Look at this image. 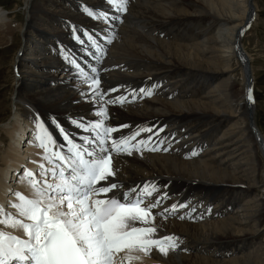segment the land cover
Masks as SVG:
<instances>
[{"label":"bare ground","instance_id":"obj_1","mask_svg":"<svg viewBox=\"0 0 264 264\" xmlns=\"http://www.w3.org/2000/svg\"><path fill=\"white\" fill-rule=\"evenodd\" d=\"M95 1L101 0H26L21 25L23 46H29L25 52L30 53L24 52L16 63L12 92L18 111L10 120L6 147L0 154V217L2 211L10 210L11 201L17 203L18 189L32 190L25 182L16 186L6 181L37 150L18 146L19 135L32 125L30 121L36 122L38 115L56 129L53 118L70 127V119L95 117L93 103L84 102L81 95L90 82H80L69 68L64 69L57 54L59 44L67 41L65 23L88 26L80 6L94 10L98 6ZM128 3L123 22L102 25L103 32L111 34L112 43L104 63L106 70L99 74L100 88L117 80L139 83L159 79L163 84L150 100L105 105L113 127L132 126L116 132L115 137L147 129L149 123L158 121L185 131H177L183 135L174 142L177 151L173 154L115 156L113 166L118 171L110 181L125 185L154 181L171 197L166 202L179 204L190 199L203 218L193 223L153 214V222L161 229L156 235H174L180 246L169 249L166 255L156 248L137 251L141 258L138 264H264V242L259 239L264 222V172L260 167V162L264 164V134L254 120L253 98L257 99L249 79L253 75L250 62L247 52L239 47L254 21V0ZM3 11L0 7V44H5L15 29ZM236 70L242 76L239 87L232 76ZM58 71L60 77L55 76ZM99 109L97 103L95 111ZM203 146L201 154L186 156V152ZM9 220L0 224V232L14 235L7 230Z\"/></svg>","mask_w":264,"mask_h":264},{"label":"snow or ice","instance_id":"obj_2","mask_svg":"<svg viewBox=\"0 0 264 264\" xmlns=\"http://www.w3.org/2000/svg\"><path fill=\"white\" fill-rule=\"evenodd\" d=\"M106 2L115 4L118 13L125 11L123 2ZM84 12L90 18L103 20L109 25L120 20L119 15L110 16L103 11L94 13L89 7H85ZM80 31L92 49H85L90 59L82 57L78 63L66 52L65 59L77 76L83 74L90 81L87 92L81 95L85 98L84 102L93 103L94 114L102 119L98 122L86 117L70 119V123L80 130L73 138L53 118L52 123L63 141L60 143L37 115V138L45 150V158L52 166L44 168L41 165L44 168L41 173L43 179L39 180L33 172L25 170L24 176L31 178L35 197L28 198L16 193L19 202L13 207L19 210L21 219L11 214L5 219H13L15 224L21 226L26 238L0 232V264H114L115 254L125 249L151 250L155 247L166 255L169 249L174 250L179 246L178 238L174 235L153 238L161 229L153 222L152 210L160 208L167 198V194L163 193L152 199L160 191L154 181H145L127 190H123L124 186L120 183L110 182L118 171L114 170V156L132 155L133 151L147 149L152 136L139 140L137 137L142 132H152V129H139L127 136L113 137V133L129 126H106L108 113L105 105L123 104L127 97L106 99L118 89L103 91L98 69L90 63V60L104 54L101 41L106 40L111 44L112 38L107 33L97 37L94 33L73 26L74 39L81 45L86 41L77 34ZM61 51L64 52L63 49ZM82 64L90 68L92 76H88ZM139 91L151 94L144 88ZM248 98L251 99L250 94ZM97 103L100 104L98 112L95 111ZM159 131L162 129L152 135L158 136ZM149 150H158V147ZM109 193L112 195L109 196ZM101 195L103 198H99ZM180 207L184 206L173 204L156 215L175 213Z\"/></svg>","mask_w":264,"mask_h":264},{"label":"rangeland","instance_id":"obj_3","mask_svg":"<svg viewBox=\"0 0 264 264\" xmlns=\"http://www.w3.org/2000/svg\"><path fill=\"white\" fill-rule=\"evenodd\" d=\"M36 1L40 2L42 0ZM254 3V21L244 33L242 38V45H240L239 47L243 50L244 53L247 52V59L250 62V71L251 73H253V75L255 74L254 78L252 74H250L249 78L254 84L253 95L257 99V101L255 102L253 98V102L255 105L254 120L260 131L264 134V0H254ZM25 6L26 0H0V7L3 8V13L5 14V16H8V18L5 20L9 22L11 21L12 24L15 25L13 35L7 36L5 44H0V142H2L0 143V154L3 152V148L6 147V130H8L10 127V120L14 118L18 111L16 110V107L14 105V91L12 92V90H14L15 79L17 77L16 63L18 61V57H22L24 52L29 47L23 46L24 39L22 34L24 31V26L22 27L21 22H23V19L26 17ZM47 22H50V20H47ZM69 22L70 24L72 23V21ZM74 23L77 24V22ZM68 24L69 23H65V25ZM103 24L106 23L103 22L102 24H100V26H102ZM36 38L38 37L36 36ZM45 47L49 48V46ZM25 53H30V51H27ZM239 71L236 70L232 74V76L235 75L236 77L235 80L238 84V87L242 79ZM57 75L60 77V71L55 73L56 77H58ZM68 80H71L70 75H68ZM21 107L23 109L25 108L23 105H21ZM23 120L25 121L24 123H26L25 117ZM261 158L263 160L262 154L260 160ZM260 167H262L261 169H263L264 172V164L262 165L261 162ZM262 178L263 177L260 176L259 180L262 181ZM16 186L19 185L16 184ZM8 194L9 193H6L5 196H8ZM14 224H9V226L16 228L12 229V227H8V230H18L19 232H21L22 228L20 226L17 227L18 225L15 224V226ZM259 239L264 242V222L263 227H261Z\"/></svg>","mask_w":264,"mask_h":264}]
</instances>
